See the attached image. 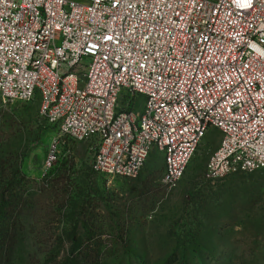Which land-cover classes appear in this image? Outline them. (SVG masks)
Masks as SVG:
<instances>
[{"label": "built area", "instance_id": "1", "mask_svg": "<svg viewBox=\"0 0 264 264\" xmlns=\"http://www.w3.org/2000/svg\"><path fill=\"white\" fill-rule=\"evenodd\" d=\"M36 94L106 177L154 149L173 188L209 130L208 177L264 171V0H0V99Z\"/></svg>", "mask_w": 264, "mask_h": 264}, {"label": "rangeland", "instance_id": "2", "mask_svg": "<svg viewBox=\"0 0 264 264\" xmlns=\"http://www.w3.org/2000/svg\"><path fill=\"white\" fill-rule=\"evenodd\" d=\"M220 138L207 132L173 188L154 149L134 178L106 177L92 143L61 137L37 94L0 99V176L24 194L10 264H70L78 252L100 264H264V171L208 177Z\"/></svg>", "mask_w": 264, "mask_h": 264}, {"label": "trees", "instance_id": "3", "mask_svg": "<svg viewBox=\"0 0 264 264\" xmlns=\"http://www.w3.org/2000/svg\"><path fill=\"white\" fill-rule=\"evenodd\" d=\"M5 163L0 158L1 172ZM52 186L54 189L55 185ZM23 195L14 177L0 176V264H10L11 256L22 233L20 215ZM80 256L83 260L79 263ZM97 258L78 252L76 256L68 259V262L70 264H100Z\"/></svg>", "mask_w": 264, "mask_h": 264}]
</instances>
